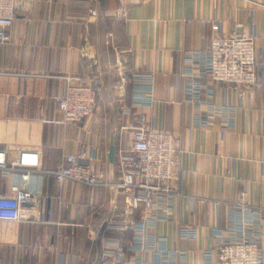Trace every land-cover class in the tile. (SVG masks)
I'll use <instances>...</instances> for the list:
<instances>
[{
  "label": "crops",
  "instance_id": "1",
  "mask_svg": "<svg viewBox=\"0 0 264 264\" xmlns=\"http://www.w3.org/2000/svg\"><path fill=\"white\" fill-rule=\"evenodd\" d=\"M250 1L17 0L10 40L0 46V151L44 170L66 154L85 152L83 161L116 182L117 149L129 144L125 127L136 123L135 115L124 112L131 106L133 75L154 72L153 107L132 111L177 134L181 173L172 190L182 189L169 222L156 232L167 236L170 247L187 250L188 264H204L212 228L224 227L228 216L216 200L245 193L264 209V89H250L242 100L224 85L213 90L209 101L236 106L235 126L225 129L217 116L206 125L198 122L200 112L185 101L180 73L187 51L207 49L218 29L254 33L264 60V0ZM95 73L104 82V105L77 124L63 123L57 99L67 77ZM14 186L39 199L40 221H0V264H111L104 255L108 241L128 243L129 224L139 218L126 212L124 191L115 187L60 185L39 171L26 183L19 171L0 170V196L16 195ZM186 223L196 226L194 239L178 237L177 227ZM261 230L264 256V220Z\"/></svg>",
  "mask_w": 264,
  "mask_h": 264
},
{
  "label": "built area",
  "instance_id": "2",
  "mask_svg": "<svg viewBox=\"0 0 264 264\" xmlns=\"http://www.w3.org/2000/svg\"><path fill=\"white\" fill-rule=\"evenodd\" d=\"M16 10L17 0H0V46L10 40L9 29L16 19ZM90 12L97 13L93 9ZM122 14L125 15L124 10ZM186 57L180 75L186 79L185 101L194 104L200 112L198 122L206 125L217 116L222 119L223 128H233L236 106L230 102L217 104L208 97L218 85L234 90L240 100L250 89H264V60L257 56L255 34L225 35L218 29L207 49L187 51ZM155 78L154 72L133 75L131 106L124 107V112L135 115L136 123L125 127L131 130L129 144L117 149L120 177L116 182L107 181L89 162L83 161L85 152L66 154L54 169L44 170L37 165L8 160L6 152L0 151L2 173L19 171L26 183L33 172L39 171L52 175L60 185L72 182L124 191L126 212L138 213L139 218L129 224L133 235L128 243L108 241L111 246L104 255L111 259V264L189 262L187 250L170 247L167 236L156 232L160 225L169 222L174 197L182 194L180 186L172 190L173 182L181 173L177 134L156 129L148 115L132 111L153 107ZM105 101L106 91L100 74L67 77L64 92L57 99V110L63 123L74 125L94 114ZM203 113L206 118L201 116ZM12 190L16 195L0 196V221L37 223L35 213L39 199L17 186ZM215 204L224 205L228 216L224 227L212 228V245L202 251L204 264H264L261 230L264 209L249 203L245 193H240L236 199L216 200ZM196 234L197 228L192 223L177 227L179 238L194 239Z\"/></svg>",
  "mask_w": 264,
  "mask_h": 264
},
{
  "label": "water",
  "instance_id": "3",
  "mask_svg": "<svg viewBox=\"0 0 264 264\" xmlns=\"http://www.w3.org/2000/svg\"><path fill=\"white\" fill-rule=\"evenodd\" d=\"M113 150H114V147H113Z\"/></svg>",
  "mask_w": 264,
  "mask_h": 264
}]
</instances>
